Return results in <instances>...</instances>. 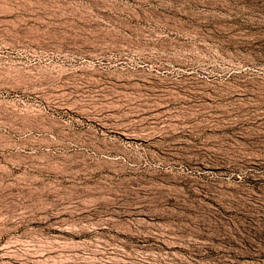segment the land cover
Instances as JSON below:
<instances>
[{"label":"rangeland","instance_id":"374dc122","mask_svg":"<svg viewBox=\"0 0 264 264\" xmlns=\"http://www.w3.org/2000/svg\"><path fill=\"white\" fill-rule=\"evenodd\" d=\"M263 88L264 0H0V264H264Z\"/></svg>","mask_w":264,"mask_h":264},{"label":"bare ground","instance_id":"6f19581e","mask_svg":"<svg viewBox=\"0 0 264 264\" xmlns=\"http://www.w3.org/2000/svg\"><path fill=\"white\" fill-rule=\"evenodd\" d=\"M263 89H264V88H263ZM24 115H26V114H24ZM6 117H7V116H6ZM25 117H26V116H25ZM35 117H36V116H35ZM0 118H1V117H0ZM18 118H19V117H18ZM20 118H21V117H20ZM26 118H27V117H26ZM24 119H25V118H24ZM1 120H3V119H1ZM29 120H31V119L29 118ZM29 120H28V122H29ZM7 121H8V120H7ZM26 122H27V121H26ZM28 122H27V123H28ZM0 123H1V122H0ZM7 123H9V122H7ZM23 123H24V122H23ZM15 124H16V123H15ZM17 124H18V123H17ZM32 124H33V123H32ZM32 124H30V125H32ZM39 124H40V122H39ZM10 125H11V124H10ZM13 125H14V124H13ZM13 125H12V126H13ZM24 125H25V124H24ZM28 125H29V123H28ZM2 126H3V125H2ZM7 126H8V125H7ZM17 126H18V125H17ZM34 126H35V125H34ZM39 126H41V125H39ZM18 127H19V126H18ZM21 127H22V126H21ZM35 127H38V126H35ZM35 127H34V129H35ZM41 127H42V126H41ZM41 127H40V128H41ZM43 127H45L44 124H43ZM47 127H49V125H48ZM16 128H17V127H16ZM23 128H25V127L23 126ZM40 128H39V129H40ZM51 128H53V127H50V129H51ZM13 129H14V128H13ZM27 129H28V128H27ZM27 129H26V130H27ZM37 129H38V128H37ZM37 129H36V130H37ZM9 130H10V129H9ZM18 130H19V129H18ZM21 130H23V129H21ZM26 130H24V131L26 132ZM44 130H46V129L44 128ZM29 131H30V129H29ZM34 131H35V130H34ZM50 131H51V130H50ZM50 131H49V132H50ZM54 131H55V130H54ZM17 132H18V131H17ZM38 132H39V131H38ZM40 132H42V131H40ZM27 133H28V132H27ZM43 133H44V131H43ZM55 133H56V132H55ZM13 134H15V133H13ZM20 134H21V132H20ZM22 135H23V134H22ZM55 135H56V134H55ZM18 136H19V135H18ZM25 136H26V135H25ZM32 136H33V134H32ZM42 136H43V135H42ZM42 136H41V138H42ZM66 136H67V135H66ZM8 137H9V135H8ZM37 137H38V136H37ZM37 137H36V138H37ZM10 138H11V137H10ZM31 138H32V137H31ZM31 138H30V139H31ZM39 138H40V137H39ZM39 138H37V139H39ZM44 138H45V137H44ZM51 138H53V137H51ZM7 139H8V138H7ZM25 139H27V138H25ZM30 139H29V140H30ZM32 139H34V138H32ZM32 139H31V140H32ZM42 139H43V138H42ZM46 139H47V136H46ZM48 139H50V138H48ZM64 139H65V138H64ZM66 139H67V138H66ZM69 139H70V138H69ZM1 140H2V139H1ZM12 140H13V138H12ZM34 140H35V139H34ZM34 140H33V141H34ZM44 140H45V139H44ZM71 140H72V139H71ZM79 140H80V139H79ZM6 141H7V142H6ZM6 141H4V142L8 143L9 140H6ZM16 141L19 142L20 140H16ZM35 141H36V140H35ZM35 141H34V142H35ZM50 141H51V139H50ZM55 141H56V140H55ZM68 141H69V140H68ZM75 141H76V139H75ZM75 141H74V142H75ZM77 141H78V140H77ZM20 142H21V141H20ZM20 142L17 143V144H13V143H14V141H13V143H12V144L10 143V145H11L12 147H13V146H17V147H18V146L20 145V147H23V148H27V147L35 146V145H43V144H45V145H47V146L51 145V143H50V142L48 143L47 141H37L36 143H33V144H32V143H29V142H27V141H26L25 143H23V144L20 143ZM31 142H32V141H31ZM52 142H53V140H52ZM81 142H82V140H81ZM87 142H89V141H87ZM3 144H4V143H3ZM8 144H9V143H8ZM72 144H73V143H72ZM91 144H92V143H91ZM93 144H94V143H93ZM0 145H1V144H0ZM4 145H5V144H4ZM53 145H54V144H53ZM85 145H87V144H85ZM89 145H90V144H89ZM94 145H95V144H94ZM96 145H97V144H96ZM5 146H6V145H5ZM5 146H3V147H5ZM56 146H57V145H56ZM81 146H82V145H81ZM98 146H100V145H98ZM1 147H2V146H1ZM68 147H69V146H68ZM72 147H73V146H72ZM76 147H77V146H76ZM89 147H90V146H89ZM106 147H107V146H106ZM7 148H8V147H7ZM9 148H10V147H9ZM30 148H31V147H30ZM35 148H36V147H35ZM35 148H34V149H35ZM51 148H52V147H51ZM54 148H55V146H54ZM70 148H71V146H70ZM79 148H80V147H79ZM82 148H83V147H82ZM95 148H96V147H95ZM101 148H102V147H101ZM2 149H3V148H2ZM5 149H6V147H5ZM5 149H4V150H5ZM32 149H33V148H32ZM46 149H47V148H46ZM49 149H50V148H49ZM49 149H48V150H49ZM52 149H53V148H52ZM56 149H57V148H56ZM86 149H87V148H86ZM114 149H115V148H114ZM6 150H7V149H6ZM14 150H15V149H14ZM24 150H25V149H24ZM30 150H31V149H30ZM43 150H44V149H43ZM95 150H96V149H95ZM97 150H98L100 153H101V152H102V153H106L105 149H104V150H103V149H97ZM107 150H108V149H107ZM120 150H121V149H119V153L121 152ZM33 151H34V150H33ZM41 151H42V150H41ZM80 151H81V150H80ZM11 152H12V150H11ZM16 152H17V151H16ZM43 152H44V151H43ZM48 152H49V151H48ZM53 152H54V151H53ZM76 152H77V151H76ZM81 152H82V151H81ZM83 152H85V151H83ZM83 152H82V153H83ZM109 152H110V150H109ZM115 152H116V151H115ZM124 152H125V151H123V153H124ZM18 153H19V152H18ZM22 153H23V149H22ZM32 153H33V152H32ZM38 153H40V152H38ZM77 153H78V152H77ZM77 153H76V154L74 153V154L77 156ZM113 153H114V152H113ZM125 153H126V152H125ZM2 154H3V153H2ZM20 154H21V153H20ZM25 154H26V152H25ZM47 154H48V153H47ZM51 154H52V153H51ZM85 154H86V153H85ZM87 154H88V153H87ZM17 155H18V154H17ZM37 155H38V154H37ZM37 155H36V156H37ZM42 155H43V154H42ZM45 155H46V154H45ZM54 155H55V154H54ZM54 155H53V156H54ZM57 155H59V154H57ZM62 155H63V154H62ZM82 155H83V154H82ZM90 155H91V154H90ZM94 155H95V154H94ZM106 155H108V153H107ZM117 155H118V153H117ZM125 155H126V154H125ZM2 156H3V155H2ZM18 156H19V155H18ZM28 156H30V154H29ZM32 156H33V155H32ZM67 156H68V155H67ZM67 156H65V157L67 158ZM71 156H72V155H71ZM79 156H80V155H79ZM118 156H119V155H118ZM128 156H130V155H128ZM5 157H6V156H5ZM20 157H21V156H20ZM26 157H27V156H26ZM37 157H38V156H37ZM37 157H36V158H37ZM45 157H46V156H45ZM47 157H48V156H47ZM47 157H46V158H47ZM55 157H56V155H55ZM57 157H58V156H57ZM69 157H70V156H69ZM74 157H75V156H74ZM77 157H78V156H77ZM77 157H75V158H77ZM80 157H81V156H80ZM84 157H85V156H84ZM88 157H89V155H88ZM91 157H93V156L91 155ZM22 158H24V156H23ZM36 158H35V159H36ZM50 158H53V157L50 156ZM50 158H49V159H50ZM71 158H72V157H71ZM126 158H127V157H126ZM10 159H11V157H10ZM15 159H16V158H15ZM29 159H31V158H29ZM29 159H28V161H29ZM35 159H34V160H35ZM43 159H44V158H43ZM86 159H88V158H85V160H86ZM89 159H92V158L89 157ZM100 159H105V158H100ZM107 159H109V158H107ZM31 160H32V159H31ZM40 160H41V159H40ZM68 160H69V159H68ZM98 160H99V159H98ZM116 160H117V159H116ZM122 160H123V159H122ZM129 160H130V159H129ZM131 160H132V159H131ZM136 160H137V159H136ZM14 161H15V160H14ZM20 161H21V160H20ZM49 161H50V160H49ZM80 161H81V160H80ZM103 161H104V160H103ZM103 161H102V162H103ZM105 161H106V160H105ZM114 161H115V160H114ZM119 161H120V160H119ZM119 161H118V162H119ZM8 162H9V161H8ZM17 162H18V161H17ZM32 162H33V161H32ZM51 162H52V161H51ZM51 162H50V163H51ZM55 162H56V164H57V161H55ZM74 162H75V161H74ZM91 162H92V161H91ZM112 162H113V161H112ZM118 162H117V163H118ZM120 162H121V161H120ZM137 162H138V161H137ZM151 162H152V161H151ZM153 162H154V161H153ZM155 162H156V161H155ZM157 162H158V161H157ZM178 162H179V161H178ZM181 162H182V161H181ZM81 163H82V162H81ZM96 163H97V162H96ZM106 163H107V162H106ZM109 163H110V162H109ZM161 163H163V162H161ZM13 164H14V162H13ZM15 164H16V163H15ZM69 164H70V163H69ZM71 164H72V163H71ZM97 164H100V162L97 163ZM115 164H116V163H115ZM119 164H120V163H119ZM122 164H123V163H122ZM150 164H151V163H150ZM159 164H160V163H159ZM170 164H172V163H170ZM37 165H38V164H37ZM47 165H48V164H47ZM53 165H54V164H53ZM93 165H94V164H92V166H93ZM95 165H96V164H95ZM101 165H102V163H101ZM101 165H100V166H101ZM113 165H114V164H113ZM123 165H124V164H123ZM155 165H156V164H155ZM5 166H6V165H5ZM49 166H50V165H49ZM57 166H58V165H57ZM68 166H69V165H68ZM97 166H98V165H97ZM100 166H99V168H101ZM108 166H109V165H108ZM119 166H121V165H119ZM38 167H39V165H38ZM42 167H43V166H42ZM42 167H41V169H42ZM47 167H48V166H47ZM84 167H85V166H84ZM113 167H114V166H113ZM122 167H123V166H122ZM122 167H121V168H122ZM161 167H162V166H161ZM170 167H171V166H170ZM6 168H8V167H6ZM11 168H12V167H11ZM18 168H19V167H18ZM34 168H35V167H34ZM39 168H40V167H39ZM44 168H46V167H44ZM115 168H116V167H115ZM124 168H125V167H124ZM124 168H123V169H124ZM131 168H132V167H131ZM137 168H138V167H137ZM55 169H56V167H55ZM59 169H61V168H59ZM69 169H70V168H69ZM79 169H80V168H79ZM94 169H95V168H93V170H94ZM102 169H103V168H102ZM116 169H119V168H116ZM123 169H122V170H123ZM152 169H153V168H152ZM155 169H157V167H156ZM159 169H160V168H159ZM29 170H30V169H29ZM122 170H120V172H121ZM149 170H151V169H149ZM163 170H164V169H163ZM163 170H162V171H163ZM88 171H89V170H88ZM97 171H98V169H97ZM111 171H112V170H111ZM124 171H125V170H124ZM124 171H123V172H124ZM171 171H172V170H171ZM153 172H155V170H154ZM168 172H170V171H168ZM168 172H167V173H168ZM131 173H132V172H131ZM157 173H158V172H157ZM184 173H185V172H184ZM161 174H162V173H161ZM174 174H175V173H174ZM176 176H177V175H176ZM178 177H179V176H178ZM172 178H173V177H172ZM163 179H164V178H163ZM174 180H175V179H174ZM176 180H177V178H176ZM176 180H175V181H176ZM178 180H179V179H178ZM174 187H175V186H174ZM175 188H176V187H175ZM177 188H178V187H177ZM177 188H176V189H177Z\"/></svg>","mask_w":264,"mask_h":264}]
</instances>
